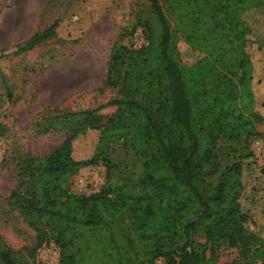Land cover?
Masks as SVG:
<instances>
[{"label": "trees", "instance_id": "16d2710c", "mask_svg": "<svg viewBox=\"0 0 264 264\" xmlns=\"http://www.w3.org/2000/svg\"><path fill=\"white\" fill-rule=\"evenodd\" d=\"M144 1L146 43H115L107 63L104 87L119 95L55 117L70 132L48 155L26 160L28 189L14 203L37 245L49 240L60 250L61 264H143L162 254V241L176 245L172 264H216L225 245L239 248L245 264H264V239L247 229L240 204L243 161L264 123V44L243 15L264 0ZM57 25L0 50V59L50 40ZM183 46L202 57L181 64ZM107 107L115 112L102 123L97 113ZM118 143L140 158L139 174L110 172L97 193H73L81 169L111 171ZM0 264H20L1 237Z\"/></svg>", "mask_w": 264, "mask_h": 264}, {"label": "rangeland", "instance_id": "374dc122", "mask_svg": "<svg viewBox=\"0 0 264 264\" xmlns=\"http://www.w3.org/2000/svg\"><path fill=\"white\" fill-rule=\"evenodd\" d=\"M263 13L250 9L243 15L253 36L255 31L261 39ZM151 17L144 0H0V50L12 51L58 23L50 40L0 59V237L20 264H61L60 250L49 240L37 245L29 217L14 203L12 195L21 196L28 189L26 160L48 155L68 136L70 124L55 123L56 116L94 109L119 95L116 88L103 84L112 47L143 46L146 32L139 23ZM201 57L183 46L179 61L191 65ZM114 112V107H107L97 115L103 123ZM263 125L259 131H264ZM110 159L111 171L103 164L81 169L70 180L71 191L97 193L110 172L125 177L141 170L140 158L121 143L114 145ZM242 167L245 188L240 204L248 215L246 227L264 239V168L255 157L243 161ZM194 240L205 243L203 235ZM175 249L172 242L162 241V254L155 253L143 264H172L178 260ZM214 255L216 264H245L239 248L225 245Z\"/></svg>", "mask_w": 264, "mask_h": 264}, {"label": "built area", "instance_id": "2783aa9c", "mask_svg": "<svg viewBox=\"0 0 264 264\" xmlns=\"http://www.w3.org/2000/svg\"><path fill=\"white\" fill-rule=\"evenodd\" d=\"M250 149L253 157L259 161L260 167L264 168V131H259L258 135L252 137Z\"/></svg>", "mask_w": 264, "mask_h": 264}, {"label": "crops", "instance_id": "0c3cea01", "mask_svg": "<svg viewBox=\"0 0 264 264\" xmlns=\"http://www.w3.org/2000/svg\"><path fill=\"white\" fill-rule=\"evenodd\" d=\"M253 9V11L254 12H258L259 11V13L261 12H264V9H262V8H252ZM264 14V13H263ZM254 36H255V38L258 40V41H260L261 43H263L264 44V37L261 39V38H258V34H256V32L254 31ZM261 125V124H260ZM260 125H258L257 126V128H259V127H261ZM264 126V125H263ZM258 131H259V129H258Z\"/></svg>", "mask_w": 264, "mask_h": 264}]
</instances>
